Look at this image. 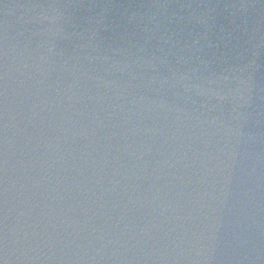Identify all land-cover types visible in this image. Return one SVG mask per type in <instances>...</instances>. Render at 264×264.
Masks as SVG:
<instances>
[{
	"label": "water",
	"instance_id": "1",
	"mask_svg": "<svg viewBox=\"0 0 264 264\" xmlns=\"http://www.w3.org/2000/svg\"><path fill=\"white\" fill-rule=\"evenodd\" d=\"M0 264H264V0H0Z\"/></svg>",
	"mask_w": 264,
	"mask_h": 264
}]
</instances>
